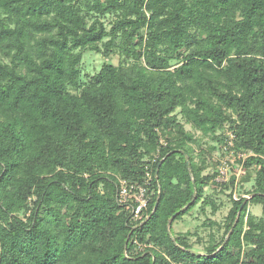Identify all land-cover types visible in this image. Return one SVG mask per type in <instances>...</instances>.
I'll use <instances>...</instances> for the list:
<instances>
[{
  "label": "trees",
  "instance_id": "1",
  "mask_svg": "<svg viewBox=\"0 0 264 264\" xmlns=\"http://www.w3.org/2000/svg\"><path fill=\"white\" fill-rule=\"evenodd\" d=\"M228 130L249 202L215 182ZM147 166L134 222L118 179ZM210 186L232 207L200 252L173 225L220 210ZM0 264H264V0H0Z\"/></svg>",
  "mask_w": 264,
  "mask_h": 264
},
{
  "label": "built area",
  "instance_id": "2",
  "mask_svg": "<svg viewBox=\"0 0 264 264\" xmlns=\"http://www.w3.org/2000/svg\"><path fill=\"white\" fill-rule=\"evenodd\" d=\"M235 143L236 135L234 132L231 130L226 131L225 138L221 144V154L216 170L215 182L219 185H223L230 182L232 177L235 176L236 188L233 192V199L235 201L244 200L245 202H249L252 196L240 194L238 188L239 179L246 174V162L253 154L243 150H237ZM153 182L154 176L152 168L149 166L146 167V174L142 182L130 183L125 179H118L116 193L117 201L120 206L130 214L132 221L141 222L144 220L150 199L157 193L153 187ZM250 210L251 205L249 204L246 221L250 215Z\"/></svg>",
  "mask_w": 264,
  "mask_h": 264
},
{
  "label": "rangeland",
  "instance_id": "3",
  "mask_svg": "<svg viewBox=\"0 0 264 264\" xmlns=\"http://www.w3.org/2000/svg\"><path fill=\"white\" fill-rule=\"evenodd\" d=\"M111 18H107L106 23L110 21ZM110 62L114 65H118L119 63V57L117 56H112L109 59L105 57L104 55L97 54L94 52H85L83 56V62L81 65V68L84 73H88L90 75H93L97 71H99L101 65L103 62ZM190 127L187 126V129ZM205 143H208L205 145V147H210L213 145L210 140H205ZM213 157L215 159L219 158V150H216L215 153L213 154ZM214 168V166L212 167ZM253 169H258L257 166H254ZM211 170V169H210ZM212 171V170H211ZM207 171L206 173H208ZM253 186V182L250 181L243 186V191H251ZM242 190L238 191L240 194H247V192H243ZM229 193V192H228ZM206 194L207 195H212L213 199H215L217 204L220 202L223 204V206L220 208V210L216 214H212L211 208L206 207L205 212L201 210V204L196 206L192 211H190L189 214L184 216L181 220L176 221L173 225V230L176 233H196L197 235H193L190 240L192 241L193 245L195 246V249L198 251L202 252L203 248L209 240V233L210 230L208 228H203V223H207V219H212L213 221H216L217 223L223 224L229 210L232 207V204L230 200L227 198V193L222 194L219 189H214L212 186L208 187L206 189ZM253 216L256 218H259L262 216V207L260 205H251V210H250V215L249 218ZM247 227V226H246ZM245 227V228H246ZM216 229V227H214ZM217 234V233H216ZM218 235V234H217ZM223 235V230L219 234L218 239H220ZM199 241L201 243L199 244Z\"/></svg>",
  "mask_w": 264,
  "mask_h": 264
},
{
  "label": "water",
  "instance_id": "4",
  "mask_svg": "<svg viewBox=\"0 0 264 264\" xmlns=\"http://www.w3.org/2000/svg\"><path fill=\"white\" fill-rule=\"evenodd\" d=\"M163 162V161H162ZM162 162H161V164H162ZM187 164H188V167H189V169H190V163L187 161ZM177 216V214H175L173 217H171V219L169 220V223H168V230H169V232H170V234H171V225H172V222L174 221V219H175V217ZM146 222V221H145ZM171 236L173 237V235L171 234ZM221 248H223V247H221ZM220 248V249H221ZM219 249V250H220ZM218 250V251H219Z\"/></svg>",
  "mask_w": 264,
  "mask_h": 264
}]
</instances>
